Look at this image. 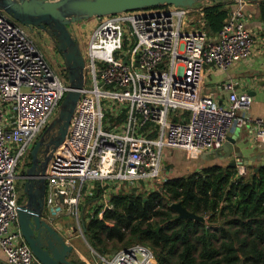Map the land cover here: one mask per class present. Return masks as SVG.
<instances>
[{
	"label": "built area",
	"instance_id": "built-area-1",
	"mask_svg": "<svg viewBox=\"0 0 264 264\" xmlns=\"http://www.w3.org/2000/svg\"><path fill=\"white\" fill-rule=\"evenodd\" d=\"M248 1L233 0L215 33L205 27L200 3L92 17L81 48L91 85L83 82L63 142L47 153L48 222L64 231L66 225L56 220L62 214L78 220V207L87 202L98 205L102 217L113 194L146 189L150 180L160 179L163 150L221 149L228 135L250 123L252 140L264 142L263 119L249 114L248 92L238 91L232 80L224 83L225 100L203 89L207 68L226 70L253 55L256 32L246 24ZM67 89L23 24L0 8V250L7 264L33 262L18 223L15 183L22 179L21 158ZM99 258L96 264L155 259L151 248L138 242Z\"/></svg>",
	"mask_w": 264,
	"mask_h": 264
},
{
	"label": "trees",
	"instance_id": "trees-1",
	"mask_svg": "<svg viewBox=\"0 0 264 264\" xmlns=\"http://www.w3.org/2000/svg\"><path fill=\"white\" fill-rule=\"evenodd\" d=\"M232 2H198L208 32L218 31ZM257 6L264 39V0ZM245 167L246 176L229 163H214L167 176L156 189L120 191L102 217L96 209L84 223V234L101 255L138 242L151 248L156 264H264V165ZM174 201L203 220L178 218Z\"/></svg>",
	"mask_w": 264,
	"mask_h": 264
},
{
	"label": "water",
	"instance_id": "water-1",
	"mask_svg": "<svg viewBox=\"0 0 264 264\" xmlns=\"http://www.w3.org/2000/svg\"><path fill=\"white\" fill-rule=\"evenodd\" d=\"M200 1L203 0H0V8L15 20L26 27L43 30L51 37L63 58L68 81V89L55 116L50 119L30 149V164L21 171L25 201L17 205V215L23 238L34 255L32 264H85L74 258L73 243L67 241L64 233L44 216L47 159H44L46 148L42 146L50 144L51 149H55L63 142L84 82V58L70 25L89 17L120 11L163 4L192 6ZM52 131H56L55 136L48 138L44 144ZM241 141L228 135L221 148L223 153L217 154L219 158L234 155L229 161L233 166H245L255 160L264 165V153L248 157L242 155ZM235 146L239 149H234ZM210 153L211 151H205L203 156L208 154L210 157ZM170 207L177 213L178 218L203 220L202 216L189 211L179 201L171 202Z\"/></svg>",
	"mask_w": 264,
	"mask_h": 264
},
{
	"label": "crops",
	"instance_id": "crops-1",
	"mask_svg": "<svg viewBox=\"0 0 264 264\" xmlns=\"http://www.w3.org/2000/svg\"><path fill=\"white\" fill-rule=\"evenodd\" d=\"M257 3L258 0H250L245 5V12L247 15L246 24L256 32L255 51L253 55L246 59L234 62L226 70L207 68L205 72L209 79H211V75L216 77V79L207 84L205 91L211 93L218 100H225L228 89L225 88L224 83L225 81L232 80L234 87L238 91H246L252 96L249 114L254 117H261L264 126V40L260 35L263 21L259 17ZM231 6L232 4L230 7ZM253 131L254 126L250 123L241 127L237 135L234 134L236 131L230 134L234 136L236 140H242L241 142L243 143H241V145L244 144L245 146L243 145L240 148V151H244H242L244 157L264 153V142L256 143L252 140ZM234 149L238 150L239 147L235 146ZM252 162L257 163L258 161L255 160ZM56 221L57 223L61 222L66 225L65 227H68V229L64 227V231H62L66 240L73 243L75 249L73 256L77 261L85 264H96L99 262L100 258L97 253L95 254V252H93L94 256L89 255V251L92 252L90 245L88 241L84 239L81 232L75 230L77 228L74 225H68L59 218ZM57 229L60 230L62 228ZM81 242L83 245H81ZM0 260L6 263L5 255L1 250ZM151 264H156V260L154 259Z\"/></svg>",
	"mask_w": 264,
	"mask_h": 264
},
{
	"label": "rangeland",
	"instance_id": "rangeland-1",
	"mask_svg": "<svg viewBox=\"0 0 264 264\" xmlns=\"http://www.w3.org/2000/svg\"><path fill=\"white\" fill-rule=\"evenodd\" d=\"M196 18L193 21L194 23H199L197 15L195 16ZM92 17H89L87 19H83L81 21L73 22L70 25V29L74 33V35L77 37V40L79 41L80 47L82 49H85L86 47V42L89 38V33L88 30L90 29V24L89 22L92 20ZM24 26V25H23ZM24 29L27 31L28 35L32 38V40L36 43L37 47L40 49L42 54L44 55L45 59L47 60L48 64L51 66V68L54 70V72L61 78L63 79L64 82H67V77L64 69V63H63V58L61 54L57 51V49L54 46V42L51 39L49 35L43 30H38L34 27L29 28L24 26ZM221 70V69H219ZM222 72V71H221ZM84 73L86 74L84 84L86 86L91 85V79L89 76V71L86 69L84 70ZM203 89L207 88V84L210 83V81H213L216 79V77L211 75V79H209L208 75H206V72L204 73L203 77ZM57 112V110H56ZM55 112V114H56ZM176 109L172 111V114H175ZM53 115V117L55 116ZM240 128L236 130L234 134H238ZM250 135V134H249ZM258 143V142H256ZM244 145V144H243ZM240 145V148L243 146ZM245 146V145H244ZM221 149H216L214 151H211L209 154L210 157H208V154H205L203 156V153L205 151H186V150H179V149H166L163 150L162 153V165H161V177L158 181H149L151 183H147L148 186L146 189H143L142 186L139 187L138 191L136 192H144V190L149 191L150 189H156L159 186V183L167 176H172V175H180V174H186L192 170H198L204 165H209V164H214V163H222V164H227L229 161L234 158V157H227V158H219L217 154H222V151H219ZM216 151V154H214ZM243 151V150H242ZM241 151V152H242ZM214 152V153H213ZM244 152V151H243ZM242 152V154H243ZM31 162V156L28 153L26 156L21 158V162L19 164V169H25ZM237 167V166H236ZM238 173H242L243 175H247L249 173V167L244 168V171H239V167H237ZM16 187V194L18 198V203H23L25 201V195L23 193V180L22 179H17L15 183ZM87 200V199H86ZM94 206H91L90 202H87L86 204L83 203L82 205H79L78 210H79V218L76 220V217L74 215H65L62 214L60 220L64 221L68 225H74L77 229V231L81 232L82 236L86 241L88 239L86 238L84 234V223L89 220L90 215L93 211V209L96 211L97 209ZM77 221L79 222V226L77 225ZM89 243V241H88ZM81 245L82 242H81ZM90 248L92 250L89 251V255L94 256L93 252L95 254L97 253L98 256L101 254L89 243ZM111 244H109L110 246Z\"/></svg>",
	"mask_w": 264,
	"mask_h": 264
},
{
	"label": "flooded vegetation",
	"instance_id": "flooded-vegetation-1",
	"mask_svg": "<svg viewBox=\"0 0 264 264\" xmlns=\"http://www.w3.org/2000/svg\"><path fill=\"white\" fill-rule=\"evenodd\" d=\"M41 133L38 135V137L35 139V141L40 137ZM55 134H56V131H52L49 136H47V134H45V136H47V138H46V140H44V144H45V142H47L48 138H53V136H55ZM42 147L46 148V150H44V159H47V162H48L49 155L47 153H48L49 149H51V146H50V144H48L47 146L43 145ZM219 151H222V150H219ZM29 154H30V151H29ZM231 157H233V156H231Z\"/></svg>",
	"mask_w": 264,
	"mask_h": 264
}]
</instances>
